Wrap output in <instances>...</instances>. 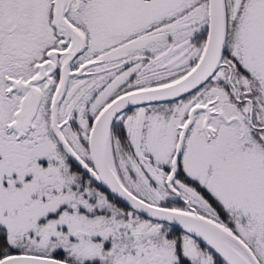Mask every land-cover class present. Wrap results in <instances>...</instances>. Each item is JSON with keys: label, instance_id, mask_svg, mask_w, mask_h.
<instances>
[{"label": "snow or ice", "instance_id": "6c2138e0", "mask_svg": "<svg viewBox=\"0 0 264 264\" xmlns=\"http://www.w3.org/2000/svg\"><path fill=\"white\" fill-rule=\"evenodd\" d=\"M0 264H264V0H0Z\"/></svg>", "mask_w": 264, "mask_h": 264}]
</instances>
